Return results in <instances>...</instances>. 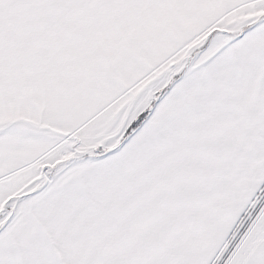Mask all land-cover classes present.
I'll return each instance as SVG.
<instances>
[{
	"label": "snow or ice",
	"instance_id": "snow-or-ice-1",
	"mask_svg": "<svg viewBox=\"0 0 264 264\" xmlns=\"http://www.w3.org/2000/svg\"><path fill=\"white\" fill-rule=\"evenodd\" d=\"M0 264H264V0H0Z\"/></svg>",
	"mask_w": 264,
	"mask_h": 264
}]
</instances>
